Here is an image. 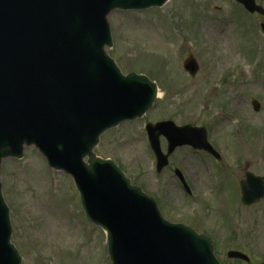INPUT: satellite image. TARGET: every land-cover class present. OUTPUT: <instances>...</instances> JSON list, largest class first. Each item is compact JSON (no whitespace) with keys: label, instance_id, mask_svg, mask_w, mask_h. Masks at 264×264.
<instances>
[{"label":"rangeland","instance_id":"obj_1","mask_svg":"<svg viewBox=\"0 0 264 264\" xmlns=\"http://www.w3.org/2000/svg\"><path fill=\"white\" fill-rule=\"evenodd\" d=\"M255 1L264 11V0ZM107 22V55L123 74L154 82L159 97L143 118L105 132L93 153L152 197L167 221L196 222L197 230L210 235L230 213L241 211L237 177L264 172V13L250 15L234 0H168L161 8L112 11ZM188 53L199 67L194 78L181 68ZM252 101L260 105L258 112ZM160 121L206 128L221 161L183 147L157 175L144 126ZM160 144L165 152L166 141ZM174 169L190 185L191 198ZM0 184L22 264H110L105 233L86 222L71 178L48 169L33 146L24 148L21 159L1 162ZM257 210L250 236L260 256L229 261L220 240L221 264L264 262V201Z\"/></svg>","mask_w":264,"mask_h":264},{"label":"water","instance_id":"obj_2","mask_svg":"<svg viewBox=\"0 0 264 264\" xmlns=\"http://www.w3.org/2000/svg\"><path fill=\"white\" fill-rule=\"evenodd\" d=\"M167 1L0 0V164L21 159L24 147L34 146L50 168L69 176L87 222L106 233L111 264H219L210 239L165 221L151 197L112 161L93 153L104 132L142 118L157 96L155 83L122 75L106 54L112 47L106 18L114 10L161 8ZM236 1L251 14L264 13L254 0ZM181 67L191 77L198 71L190 53ZM251 106L260 109L256 101ZM145 131L156 173L182 146L220 160L203 128L165 121L147 124ZM161 136L168 142L166 154ZM175 175L183 181L177 170ZM240 191L245 206L259 202L264 176L246 173ZM11 236L0 184V264H21ZM228 257L247 261L236 252Z\"/></svg>","mask_w":264,"mask_h":264},{"label":"flooded vegetation","instance_id":"obj_3","mask_svg":"<svg viewBox=\"0 0 264 264\" xmlns=\"http://www.w3.org/2000/svg\"><path fill=\"white\" fill-rule=\"evenodd\" d=\"M245 173H243L242 178L244 179ZM264 172L260 175L262 176ZM236 176V174L234 173ZM237 177V176H236ZM186 181V180H185ZM240 180L237 177V186H238V192H239V204L241 211L239 212L238 209L230 213V215L224 220L222 223L223 226L220 227V229L223 231H220L219 228H216L212 230L210 235H207L205 232H201L197 230V226L195 225L196 222H194V225L190 226L196 233L198 234H204L205 236L209 237L214 245V253L215 256L218 257L219 254L216 251V246L218 245L217 242L220 240L223 242V247L227 248L225 251V257L227 258L228 252H239L242 253L249 258H253V256H257L260 254V250H258V243H256V239L250 236V233H255V229L253 226L258 223L256 214L259 212L257 210V205H259L263 200H261L258 204L252 205L250 207H245L240 203ZM187 184V182H186ZM180 187L182 188L183 192V186L181 183H179ZM190 188V185L187 184ZM185 193V192H184ZM186 194V193H185ZM188 198L192 197V191L190 189V194H186ZM247 211H250V215L247 214ZM246 220H249L250 222L246 223ZM225 222L227 224H225ZM235 246L234 248H232ZM218 255V256H217ZM260 256V255H259ZM261 260V259H259ZM231 261V260H230ZM234 261V260H233ZM237 262L240 260H236ZM262 261V260H261Z\"/></svg>","mask_w":264,"mask_h":264},{"label":"bare ground","instance_id":"obj_4","mask_svg":"<svg viewBox=\"0 0 264 264\" xmlns=\"http://www.w3.org/2000/svg\"><path fill=\"white\" fill-rule=\"evenodd\" d=\"M159 97V96H158Z\"/></svg>","mask_w":264,"mask_h":264}]
</instances>
